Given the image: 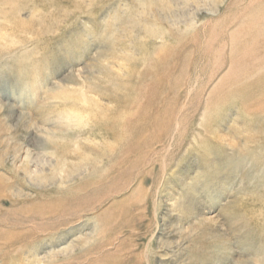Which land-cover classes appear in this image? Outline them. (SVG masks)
I'll list each match as a JSON object with an SVG mask.
<instances>
[{"label":"rangeland","instance_id":"374dc122","mask_svg":"<svg viewBox=\"0 0 264 264\" xmlns=\"http://www.w3.org/2000/svg\"><path fill=\"white\" fill-rule=\"evenodd\" d=\"M0 264H264V0H0Z\"/></svg>","mask_w":264,"mask_h":264},{"label":"bare ground","instance_id":"6f19581e","mask_svg":"<svg viewBox=\"0 0 264 264\" xmlns=\"http://www.w3.org/2000/svg\"><path fill=\"white\" fill-rule=\"evenodd\" d=\"M167 31V30H166ZM171 33V32H170ZM168 34V33H167Z\"/></svg>","mask_w":264,"mask_h":264}]
</instances>
